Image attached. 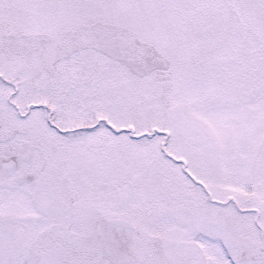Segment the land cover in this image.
<instances>
[{
    "label": "snow or ice",
    "instance_id": "snow-or-ice-1",
    "mask_svg": "<svg viewBox=\"0 0 264 264\" xmlns=\"http://www.w3.org/2000/svg\"><path fill=\"white\" fill-rule=\"evenodd\" d=\"M0 264H264V0H0Z\"/></svg>",
    "mask_w": 264,
    "mask_h": 264
}]
</instances>
